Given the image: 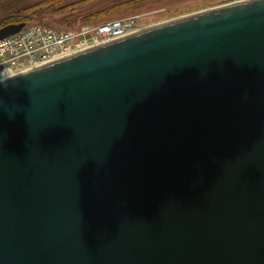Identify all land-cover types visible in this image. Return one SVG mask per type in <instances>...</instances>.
I'll return each mask as SVG.
<instances>
[{
	"label": "water",
	"instance_id": "95a60500",
	"mask_svg": "<svg viewBox=\"0 0 264 264\" xmlns=\"http://www.w3.org/2000/svg\"><path fill=\"white\" fill-rule=\"evenodd\" d=\"M0 264H264V0L0 80Z\"/></svg>",
	"mask_w": 264,
	"mask_h": 264
},
{
	"label": "built area",
	"instance_id": "2783aa9c",
	"mask_svg": "<svg viewBox=\"0 0 264 264\" xmlns=\"http://www.w3.org/2000/svg\"><path fill=\"white\" fill-rule=\"evenodd\" d=\"M150 27L133 15L78 30L25 28L0 41V80Z\"/></svg>",
	"mask_w": 264,
	"mask_h": 264
},
{
	"label": "trees",
	"instance_id": "16d2710c",
	"mask_svg": "<svg viewBox=\"0 0 264 264\" xmlns=\"http://www.w3.org/2000/svg\"><path fill=\"white\" fill-rule=\"evenodd\" d=\"M21 1L0 0V11L4 12L0 18V28L24 23L25 28L39 25L52 29L78 30L86 25H98L126 17L107 18L126 9L140 8L150 0H76L66 4V0H42L14 9Z\"/></svg>",
	"mask_w": 264,
	"mask_h": 264
},
{
	"label": "rangeland",
	"instance_id": "374dc122",
	"mask_svg": "<svg viewBox=\"0 0 264 264\" xmlns=\"http://www.w3.org/2000/svg\"><path fill=\"white\" fill-rule=\"evenodd\" d=\"M38 1H42V0H23L19 2L14 9ZM73 1L76 0H66L64 3L66 4ZM99 1L103 2L104 0H99ZM240 1H244V0H150L144 2L140 8L126 9L125 11H122L119 14H114L107 18L112 19L122 16L128 17L133 15H141L142 20L143 22H145L146 25L155 26L176 18L185 17L207 9H212L215 7H219L235 2H240ZM50 11L51 10H49V12ZM3 13H4L3 11H0V18ZM58 30H64V29H58Z\"/></svg>",
	"mask_w": 264,
	"mask_h": 264
}]
</instances>
